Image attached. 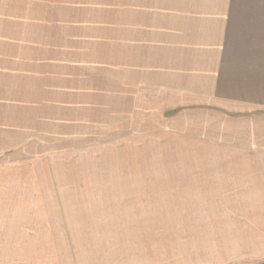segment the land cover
<instances>
[{
  "label": "rangeland",
  "instance_id": "374dc122",
  "mask_svg": "<svg viewBox=\"0 0 264 264\" xmlns=\"http://www.w3.org/2000/svg\"><path fill=\"white\" fill-rule=\"evenodd\" d=\"M28 2L0 0V264H264V118L170 109ZM211 171L217 199L176 191Z\"/></svg>",
  "mask_w": 264,
  "mask_h": 264
},
{
  "label": "crops",
  "instance_id": "0c3cea01",
  "mask_svg": "<svg viewBox=\"0 0 264 264\" xmlns=\"http://www.w3.org/2000/svg\"><path fill=\"white\" fill-rule=\"evenodd\" d=\"M39 2L26 7L42 10L41 24L60 26L58 36L45 39L118 41L113 47L105 44L103 54L120 55L124 69L135 74L136 89L160 91L174 104L170 109L228 107L244 117L264 118V0ZM62 25L85 27L77 29L80 36H61ZM215 173L176 183V191L193 199H217L220 187L230 183L222 171L210 177Z\"/></svg>",
  "mask_w": 264,
  "mask_h": 264
}]
</instances>
